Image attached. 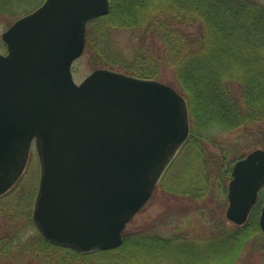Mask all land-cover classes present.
<instances>
[{
  "label": "water",
  "instance_id": "obj_1",
  "mask_svg": "<svg viewBox=\"0 0 264 264\" xmlns=\"http://www.w3.org/2000/svg\"><path fill=\"white\" fill-rule=\"evenodd\" d=\"M109 8L110 0H45L4 31L0 53V196L34 144V222L47 240L86 253L122 244L191 134L187 99L171 84L105 67L75 81L87 25ZM263 186L260 147L233 165L228 219L244 224Z\"/></svg>",
  "mask_w": 264,
  "mask_h": 264
},
{
  "label": "trees",
  "instance_id": "obj_2",
  "mask_svg": "<svg viewBox=\"0 0 264 264\" xmlns=\"http://www.w3.org/2000/svg\"><path fill=\"white\" fill-rule=\"evenodd\" d=\"M109 9L86 29L90 61L139 78H158L171 70L187 99L191 135L183 148L191 162L184 169L187 178L176 179L181 183L174 191L202 198L211 191L213 177L227 190L233 164L245 153L216 136L242 130L254 138L253 145L264 147V1L111 0ZM116 31L132 36L128 52L108 50ZM210 143L219 153L210 151ZM262 204L257 202L240 228L215 231L212 238L227 236L221 250L216 249L221 244L210 241L199 251L186 236L140 231L124 233L116 248L87 253L41 233L33 241H18L17 232L0 239V251H27L41 264H230L251 236L248 225L255 223L262 231Z\"/></svg>",
  "mask_w": 264,
  "mask_h": 264
},
{
  "label": "rangeland",
  "instance_id": "obj_3",
  "mask_svg": "<svg viewBox=\"0 0 264 264\" xmlns=\"http://www.w3.org/2000/svg\"><path fill=\"white\" fill-rule=\"evenodd\" d=\"M43 1L45 0H0V53L5 54L7 52L6 42L1 34L23 14L34 12ZM131 37L127 32H114L108 50L118 53L128 52V48L131 47ZM90 60V53L85 50L76 61H73V76L77 83H81L97 68H111L95 65ZM111 69L125 72L116 67ZM152 79L171 84L179 90L174 73L171 70L164 71L158 78ZM216 137L224 141L225 146H228V144L238 146L245 154L258 147L264 148L263 146L253 145L254 138L242 130L219 134ZM208 148L212 153H219L218 147L214 144L210 143ZM183 149L180 150L167 169L164 183H161L162 180L158 183L149 201L127 223L124 233L137 234L140 231H150L168 237L186 236L189 241L195 242L194 245H197L199 251L203 249V246H208L210 243L221 244L216 248L221 250L227 242L225 240L227 236L223 234L224 236L221 238H212L211 236L214 235L215 231H226L241 227V225L239 226L230 221L226 215V208L229 205L228 188L225 190L218 187L213 177L211 178V183H213L211 191L202 198L195 199L189 195L177 194V191H174L173 188L181 182L176 179L187 178L188 173L184 169L191 162L189 151L185 150L186 148ZM39 179L40 162L36 148L33 147L28 164L18 181L0 196V239H7L19 232L16 235V240L29 242L33 241L40 233L32 217ZM260 200L264 203V186L259 192L258 201ZM248 227L251 236L241 248L238 257L230 264H264V230L261 228L263 232L257 231L258 226L255 223H250ZM18 252L17 249H14L12 254L0 251V264H41L39 260L33 259L29 252L24 251L21 254ZM167 264L172 263L168 260ZM219 264L225 263L219 262Z\"/></svg>",
  "mask_w": 264,
  "mask_h": 264
}]
</instances>
